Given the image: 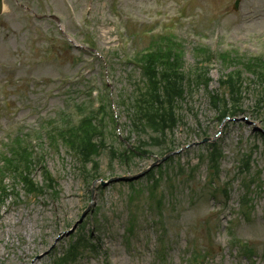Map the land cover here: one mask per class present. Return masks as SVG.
Instances as JSON below:
<instances>
[{
  "label": "rangeland",
  "instance_id": "obj_1",
  "mask_svg": "<svg viewBox=\"0 0 264 264\" xmlns=\"http://www.w3.org/2000/svg\"><path fill=\"white\" fill-rule=\"evenodd\" d=\"M14 1L23 5H29L40 11L41 9L51 11L50 6L53 10L51 12H56L60 16V21L63 23L69 35L76 38L78 42L81 40V36L78 35L77 30L72 26L67 17L66 8L62 0H5L8 16L4 19L7 22V26L5 29H1L0 32V62H7L11 64L13 71L17 70V72H13V76L11 77L20 79L24 83L31 76H42L46 78L56 75H73L75 67L77 65L79 66L85 58H89L91 54H87L86 56L80 55L81 62H79L78 56V62L75 64V59L79 55L75 51H71L67 55L63 54L62 61H59L54 56L53 61L55 62H50L49 59L40 60L36 53H29L27 48L28 35L34 33V26H42L44 22H37L36 24L29 18L24 20L20 16L22 11L16 8ZM68 1L74 8L75 16L80 17L84 0ZM168 1L92 0L91 25L94 27L98 44L101 46L102 51L104 52L109 46H113L112 42L115 38L112 35V19L109 18L108 13L112 15L113 10L117 9L116 13H120L123 17V24L131 26V34L129 36L132 45L131 51L133 49L139 50L145 44V38L142 37V30L146 29L141 28L144 26L138 23V21L136 23L131 22L128 14L133 16L134 10L139 12L137 6L164 4ZM222 2L223 0H198L196 6L201 8L205 16L195 21L191 25L193 27L184 26L181 28L178 37L184 43V64L187 69L193 64L191 56L193 43H191L188 37L187 30L189 28L193 29L196 26L204 37H213L216 27L224 29L223 31L232 32L236 39L251 36L255 41H258L263 37L264 0H246L243 10L244 16L240 22L224 13H221L222 16L220 15L221 8L222 12L227 13L223 9ZM115 4L117 8L113 9ZM223 31L221 30L218 33L220 40L232 39L227 36L229 34L225 36V32ZM37 32L39 33L38 30ZM136 34L138 35L137 37L135 36ZM92 36H94V31L92 32ZM80 43L82 44V42ZM19 49H23L27 57L18 53L17 51ZM213 49L218 50L219 47L213 45ZM107 53H110V51ZM105 59L109 60V63L112 64V69L107 67L105 71L109 82L112 115L117 122L106 144L115 149L122 148L123 145L136 147L140 139L138 136L136 139L135 136L127 133V130H131V127L129 124L130 121L127 120L125 109H123V114L120 108V113L114 105L119 95L127 96L129 93L132 84L130 83L131 81H128L130 79L126 73L129 69L114 64L111 59ZM16 60L20 61L21 67L17 68L13 66ZM93 62H96L97 66ZM92 63L94 64L93 73L96 72L95 75H92L95 79L96 86L91 89L93 92L92 98L95 100L96 90L102 89L100 82L103 77L100 76V72H102L101 64L95 60H91L89 65ZM85 64L87 63H83V72L86 67ZM221 71L218 63L214 62L213 69H210L209 74L211 79L209 83L210 91L218 89V78ZM85 79L83 78L82 81ZM0 89L2 92H5V95L12 94L10 98L12 108H20L16 114L10 117V120L12 122L16 121V123L30 121L32 124H35L38 120L41 121L46 117L52 116L57 111L65 109L68 101L73 99L75 93L79 91V89L68 90L67 93L60 94V96L59 92L55 91L52 94L54 100H51V106L49 103V107L47 106L45 112L41 113L38 118L33 110L37 111L43 105L39 95L26 89V86L20 89V93L10 91L4 86L0 87ZM73 91H75L74 94H72ZM13 93L16 94V98H14ZM23 97H28L27 103H25L26 101L24 99H21ZM85 97L87 96L85 95ZM189 99L187 98L186 102L183 103L179 114L183 122L186 123V128L175 130L171 135L172 141L176 145L180 146L188 141L195 142L197 138L201 139L204 135L218 141L217 144L222 151L220 166L221 181L227 180L230 174L234 173L233 158L238 151L252 150L254 163L259 168L263 166L264 153L261 138L250 124L255 123L258 128L264 127L260 122V120L264 122V115L257 114L256 107H254L255 114H253V100L251 96L248 95V100H246V97L243 106L240 107V110L244 112L243 116H246L249 123L242 122L240 118L235 122H227L222 134L217 140L214 137L215 132L218 131L217 116L210 109L205 92L200 89L194 93L192 101ZM257 110H259V104L257 105ZM2 114L6 118L2 122L7 124L9 121V118H7L8 115L4 111ZM64 121L67 122L65 119ZM107 125L110 126L109 124ZM202 131L204 132L202 133ZM142 140L143 142L147 141L145 136H142ZM122 141L125 143H121ZM179 150H181L180 153L172 157L174 158V164L171 167L176 170L179 168H188L184 176L172 177L171 183L165 177L161 178L155 187L157 190V198L162 196L166 201H168V196L171 195L176 198L171 202L170 206L165 205V221L167 229L169 230L167 238L169 240L176 239V244L173 246L171 254L173 264H177V258L182 257V248L186 239H198L200 243H203V246L207 245L209 241H212L216 249L207 264H238V261L233 259L234 255L224 250L223 240L225 236L223 230L220 229L215 234L214 240L213 231H210L209 227L212 224L211 222L215 223L216 219L221 220L222 223L232 219L233 213L237 209L239 196L238 183L234 182L231 185V190L229 191L230 199L228 201L220 202L219 200V204L214 205L213 200L209 199L208 194L200 190L202 185H205L204 181L207 175L206 162L198 168L192 179L189 175V169L197 165V159L205 153V145L202 148L194 146L189 148L181 147ZM150 151L151 154L162 153L161 148H150ZM129 158L125 164H121L117 160L114 162L110 160L105 150L103 152L98 151L93 158V161L98 165V172L92 165L87 164V166L88 170L94 172V177L100 176L102 180H106L110 178V175L124 176L129 173H137L143 170L148 164H151L156 156L152 155L151 157H143L142 159L129 156ZM46 161L51 173L56 176L58 183L57 220L51 209H49L52 206L50 204L46 206V197L41 198L42 203H39V201H31L18 203L16 207H11L10 204L0 206V264H30L32 260L35 261L34 258L36 256H40V258L38 261H35V264H50V259L46 255V253H49V247L55 242L58 235L60 236L62 232L67 231L71 225L78 222L79 217L90 204L89 196H87L88 186L83 183L75 165L63 147L60 148L59 152H47ZM162 173L167 175V167ZM172 173L173 175L177 174L174 170ZM140 182L145 185L146 178H142ZM177 182L181 185L178 186ZM150 186H139V188L142 191H147ZM142 191H132L127 183H117L105 188H95L94 201L89 212L91 211L92 221L97 222L96 224L100 225L99 228L101 227L98 232L102 239L101 244L105 250L107 261L110 264H150L152 245L157 233L156 222L159 217L157 210L149 203L147 195ZM254 200L256 201V205L252 217L249 218V222H242L241 220L235 224V234L243 241L250 242L256 248V263L264 264V192L262 194H256ZM136 218H138V221L135 228L132 229L135 234L130 237L128 236L131 235L128 222L136 221ZM236 221L237 219L234 222ZM82 224L83 221L78 225L80 226ZM73 234L74 232L63 237L64 244L67 243L68 237H71ZM125 241L129 243H125ZM88 253L91 256L87 254V257L79 259L75 264H105L104 256L100 255L94 258L93 253L90 251ZM32 257L33 259H31Z\"/></svg>",
  "mask_w": 264,
  "mask_h": 264
},
{
  "label": "bare ground",
  "instance_id": "obj_2",
  "mask_svg": "<svg viewBox=\"0 0 264 264\" xmlns=\"http://www.w3.org/2000/svg\"><path fill=\"white\" fill-rule=\"evenodd\" d=\"M250 201V203L252 204V206H253V211H254V207H255V205H256V201L255 200H249ZM245 250H247V251H249V249H245ZM250 252V251H249ZM252 256V255H251Z\"/></svg>",
  "mask_w": 264,
  "mask_h": 264
}]
</instances>
